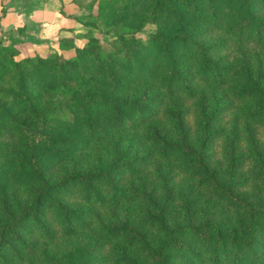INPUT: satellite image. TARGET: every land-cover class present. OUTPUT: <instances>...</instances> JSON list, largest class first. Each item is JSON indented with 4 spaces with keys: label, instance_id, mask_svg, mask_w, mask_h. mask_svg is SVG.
I'll return each mask as SVG.
<instances>
[{
    "label": "trees",
    "instance_id": "16d2710c",
    "mask_svg": "<svg viewBox=\"0 0 264 264\" xmlns=\"http://www.w3.org/2000/svg\"><path fill=\"white\" fill-rule=\"evenodd\" d=\"M73 3L0 47V264H264V0Z\"/></svg>",
    "mask_w": 264,
    "mask_h": 264
},
{
    "label": "rangeland",
    "instance_id": "374dc122",
    "mask_svg": "<svg viewBox=\"0 0 264 264\" xmlns=\"http://www.w3.org/2000/svg\"><path fill=\"white\" fill-rule=\"evenodd\" d=\"M48 4L50 7L55 6L56 15H59L57 19H52L51 14L53 13H41L39 15L40 20L35 21L37 25L27 27L26 24H23V20L16 23V25H10L6 30H2L0 24V47H13L17 59L36 55L45 57L53 52H62L59 41L63 37L80 36L75 38L74 43L81 46L86 42L89 34L104 41L114 36L112 32L105 33L104 30H107V28L103 25L93 27L84 25L81 22L80 19L84 18L89 12L85 7V3L80 6L73 2L65 3L62 0H54L48 2ZM59 10H63L62 13ZM35 16L38 17V14H35ZM150 28L152 27L147 26V30ZM64 54L67 56L71 53L65 52Z\"/></svg>",
    "mask_w": 264,
    "mask_h": 264
},
{
    "label": "crops",
    "instance_id": "0c3cea01",
    "mask_svg": "<svg viewBox=\"0 0 264 264\" xmlns=\"http://www.w3.org/2000/svg\"><path fill=\"white\" fill-rule=\"evenodd\" d=\"M52 1L54 0H0V24L2 30H6L10 25H16V23L23 20V24H26L27 27L37 25L35 21L40 20L39 15L41 13H53L51 14L52 19H57L59 15H56L55 6L50 7L48 4V2ZM62 1L65 3L73 2V0ZM35 14H38V17Z\"/></svg>",
    "mask_w": 264,
    "mask_h": 264
}]
</instances>
